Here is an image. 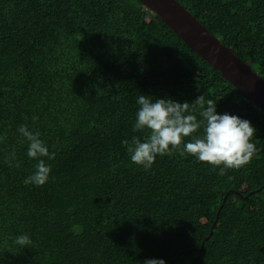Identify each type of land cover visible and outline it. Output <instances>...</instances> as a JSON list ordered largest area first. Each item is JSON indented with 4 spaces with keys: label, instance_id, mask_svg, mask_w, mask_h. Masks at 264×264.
<instances>
[{
    "label": "trees",
    "instance_id": "16d2710c",
    "mask_svg": "<svg viewBox=\"0 0 264 264\" xmlns=\"http://www.w3.org/2000/svg\"><path fill=\"white\" fill-rule=\"evenodd\" d=\"M177 1L264 78V0ZM141 94L204 95L251 122L255 156L224 176L179 152L145 170L122 144L145 135ZM24 124L56 154L44 186L24 183ZM0 137V264H264V111L139 0H0Z\"/></svg>",
    "mask_w": 264,
    "mask_h": 264
},
{
    "label": "clouds",
    "instance_id": "9594fccd",
    "mask_svg": "<svg viewBox=\"0 0 264 264\" xmlns=\"http://www.w3.org/2000/svg\"><path fill=\"white\" fill-rule=\"evenodd\" d=\"M140 106L136 112L133 131L145 133L143 139L134 136L131 141L123 140L122 144L131 161L144 168L151 169L157 156H171L179 152L181 156L191 155L197 161L219 168V175H226L227 170H239L251 162L257 152L252 142L256 134L250 121L228 113L217 114V103L199 96L191 104L179 103L172 99H155L141 94L137 98ZM198 116L202 119H198ZM33 121L37 117L32 118ZM203 129L202 134L196 135ZM18 132L28 141L27 155L38 161L35 171L28 176L25 185L44 186L50 177L51 167L43 158L54 160L56 154L49 153L46 143L39 131L33 132L24 124ZM190 138L189 142H185ZM4 137H0L2 141ZM16 159L13 150L11 161ZM19 167L20 164L15 165ZM231 179V177H229ZM15 245L31 248L33 241L26 234H21L13 241ZM144 264H165L162 259H148Z\"/></svg>",
    "mask_w": 264,
    "mask_h": 264
},
{
    "label": "water",
    "instance_id": "95a60500",
    "mask_svg": "<svg viewBox=\"0 0 264 264\" xmlns=\"http://www.w3.org/2000/svg\"><path fill=\"white\" fill-rule=\"evenodd\" d=\"M139 1L168 25L189 48L219 71L247 101L264 111V78L211 34L184 6L177 0Z\"/></svg>",
    "mask_w": 264,
    "mask_h": 264
}]
</instances>
